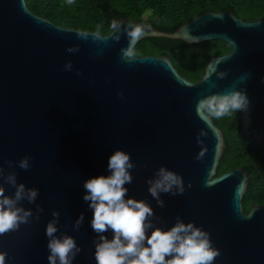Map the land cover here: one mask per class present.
<instances>
[{"label":"water","instance_id":"water-1","mask_svg":"<svg viewBox=\"0 0 264 264\" xmlns=\"http://www.w3.org/2000/svg\"><path fill=\"white\" fill-rule=\"evenodd\" d=\"M137 25L142 33L133 43L128 32ZM151 37L223 40L232 50L211 57L193 82L168 56L126 55ZM232 91L249 98L241 110L243 138L264 145V18L208 11L173 32L123 18L101 35L57 25L34 14L26 0H0V188L14 198L23 184L16 207L31 211L27 222L0 234L5 264H48L45 229L53 220L54 236H71L81 248L73 264H96L95 243L100 235L111 239L112 231H92L83 183L109 175L108 157L116 150L134 165L125 199L153 210L146 235L191 222L218 250L213 264H264V204L244 212L248 173L237 167L218 175L224 133L197 109L200 100ZM25 157L27 169L19 166ZM161 167L183 182L182 193L176 186L160 192L163 206L148 191ZM33 188L38 192L30 202L26 193Z\"/></svg>","mask_w":264,"mask_h":264},{"label":"clouds","instance_id":"clouds-1","mask_svg":"<svg viewBox=\"0 0 264 264\" xmlns=\"http://www.w3.org/2000/svg\"><path fill=\"white\" fill-rule=\"evenodd\" d=\"M116 24L117 21L113 20L112 26ZM141 33L142 27L137 25L128 35L134 43ZM132 54L131 49L127 50L126 55ZM248 104L249 98L245 92L232 91L200 100L197 109L198 112L202 109L220 118L244 110ZM19 166L27 169L28 158L21 159ZM133 167L129 154L116 150L108 157L110 174L92 176L83 183L85 192L82 199L92 210V231L97 234L109 229L112 231L111 239L100 235L99 242L95 243L96 264H213L218 250L212 247L208 234L191 222L185 224L178 221L166 231L155 228L150 235H146V229L151 227V223L146 221L153 214L152 208L143 200L125 199L128 189L124 185L132 183L129 170ZM158 176L154 182L148 181V191L163 206V201L159 200L160 192H170L176 186L177 191L182 193L183 182L180 176L163 167L159 169ZM8 180L16 183L14 175L9 176ZM37 192L34 188L27 191L30 202L35 200ZM24 195L23 184L17 186L14 198L4 196V189L0 188V234L18 228L31 216L30 210L16 207V202ZM53 216H58V213L54 212ZM83 218L81 213L76 220L77 228ZM56 232V221L53 220L45 229V236L50 238L47 243L48 264H73L81 248L73 237L65 235L57 238L54 236ZM5 257L6 253L0 252V264H5Z\"/></svg>","mask_w":264,"mask_h":264},{"label":"trees","instance_id":"trees-1","mask_svg":"<svg viewBox=\"0 0 264 264\" xmlns=\"http://www.w3.org/2000/svg\"><path fill=\"white\" fill-rule=\"evenodd\" d=\"M36 15L57 25L101 35L111 32L112 21L128 18L144 21L161 31L173 32L195 16L208 11H232L246 21L264 18V0H26ZM232 50L223 40L188 44L165 37L145 38L138 42L132 55L148 54L170 57L178 72L190 81L198 82L209 59ZM211 115V114H210ZM215 124L223 131L226 147L217 173L221 175L237 167L249 177L242 204L248 213L255 204H264V145L250 143L240 130L241 110L217 118Z\"/></svg>","mask_w":264,"mask_h":264}]
</instances>
